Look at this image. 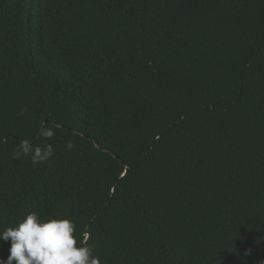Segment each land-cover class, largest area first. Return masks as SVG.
<instances>
[{"label":"trees","instance_id":"16d2710c","mask_svg":"<svg viewBox=\"0 0 264 264\" xmlns=\"http://www.w3.org/2000/svg\"><path fill=\"white\" fill-rule=\"evenodd\" d=\"M31 212L102 264H264V0H0V231Z\"/></svg>","mask_w":264,"mask_h":264},{"label":"clouds","instance_id":"9594fccd","mask_svg":"<svg viewBox=\"0 0 264 264\" xmlns=\"http://www.w3.org/2000/svg\"><path fill=\"white\" fill-rule=\"evenodd\" d=\"M24 112L21 109L20 114ZM41 134L49 139L54 135L52 130ZM66 147L72 149L73 142L69 140ZM19 149L17 155L20 152L31 155L33 163H40L53 154L52 145L33 147L27 140L21 142ZM0 239L11 242L10 255L6 261L0 260V264H102L95 249L79 241L77 225L71 218L42 219L38 213L31 212L15 227L0 231Z\"/></svg>","mask_w":264,"mask_h":264}]
</instances>
